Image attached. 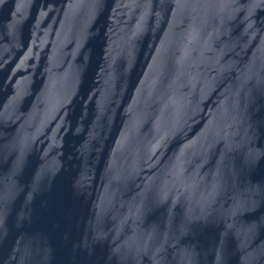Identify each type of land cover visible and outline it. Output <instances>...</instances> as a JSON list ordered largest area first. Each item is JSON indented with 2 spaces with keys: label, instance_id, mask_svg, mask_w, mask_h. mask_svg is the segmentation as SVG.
I'll return each mask as SVG.
<instances>
[{
  "label": "water",
  "instance_id": "water-1",
  "mask_svg": "<svg viewBox=\"0 0 264 264\" xmlns=\"http://www.w3.org/2000/svg\"><path fill=\"white\" fill-rule=\"evenodd\" d=\"M0 264H264V0H0Z\"/></svg>",
  "mask_w": 264,
  "mask_h": 264
}]
</instances>
